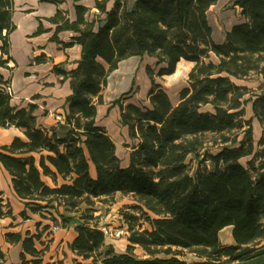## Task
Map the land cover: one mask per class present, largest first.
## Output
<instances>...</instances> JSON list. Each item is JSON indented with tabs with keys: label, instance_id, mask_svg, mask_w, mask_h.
<instances>
[{
	"label": "trees",
	"instance_id": "trees-1",
	"mask_svg": "<svg viewBox=\"0 0 264 264\" xmlns=\"http://www.w3.org/2000/svg\"><path fill=\"white\" fill-rule=\"evenodd\" d=\"M216 2L93 0L91 14L74 5V20L57 10L48 18L56 24L52 40L69 30L80 45L72 69L53 66L71 90L57 126H38L35 104L12 105V95L0 89V127L21 128L25 136L0 146V164L24 205L19 215L45 217V211L55 226L72 227L76 235L68 248L81 259L74 264H264V0H230L241 21L222 42L214 41L207 16ZM13 7V0H0L1 55H9ZM43 31L40 24L34 34ZM144 55L156 60L159 76L172 74L181 60L192 66L176 103L150 68L148 105L124 103L126 93L112 100L132 141L123 166L114 141L96 121L97 109L119 63ZM253 75L261 78V92L245 99L248 88L235 80ZM247 102L261 125L257 150L244 113ZM245 157L250 158L243 164ZM117 193L135 201L147 224L136 229V216L125 214L123 253L106 247L99 226L85 217L95 199L108 202ZM82 204L87 208L81 210ZM6 217L15 219L0 191V218ZM225 227H231L233 244L220 242ZM4 239L20 244L21 264H42L46 247L36 245L43 244L39 232H5ZM134 245L147 258L135 257ZM183 251L201 260L188 263L178 257Z\"/></svg>",
	"mask_w": 264,
	"mask_h": 264
},
{
	"label": "rangeland",
	"instance_id": "rangeland-1",
	"mask_svg": "<svg viewBox=\"0 0 264 264\" xmlns=\"http://www.w3.org/2000/svg\"><path fill=\"white\" fill-rule=\"evenodd\" d=\"M207 16L212 28V37L216 42L223 41L225 32L239 19L236 8H234L230 0H217L208 9ZM212 59L215 60V57L213 56ZM191 66L192 63L181 60L177 63L172 74L159 76L158 70L160 66L156 63V60L148 55H144L141 58L132 57L122 61L119 63L118 68L109 75L106 88L103 91V105L99 108V121L106 126L110 137L116 145V152L123 164L127 161L132 141L127 136L126 128L120 123L118 107L110 106L112 100L126 93L122 99L124 103L131 102L140 107L148 105L147 93L151 81L146 70L150 68L155 82L160 84L166 91L171 102L176 103L179 90L187 85V74ZM235 81L237 84L248 88L249 92L245 95V99L261 92V78L257 75ZM244 113L246 118L251 119L253 147L254 150H257L259 148L258 140L261 133V125L253 116L251 102H247L244 105ZM216 151L217 149H212L210 153H215ZM249 158H242L240 162L245 164ZM207 163L209 164V162ZM43 178L50 183L49 179ZM0 186L10 199L15 216L14 220L9 217L0 218V260L6 263L21 264L19 257L20 244L16 245L6 242L4 233L21 232L24 235L27 230L31 233L39 232L41 235L43 244L41 245L36 241V245L38 248L46 247L42 264H74L75 260H81L80 258H76L68 248V243L72 240L74 234L72 227L61 228L55 226L54 221L49 218V214L45 211V217L26 211L28 218L23 219L19 213L24 209V205L15 197L8 179L0 178ZM134 205L136 203L130 196L117 193L108 202L95 199L91 207L92 210L85 215L91 224H96L99 227H120L125 230L124 234L119 238H104L106 247L111 246L115 253L125 252L128 244L127 237L129 231L124 219L126 213L136 216L135 219H131V224L136 229L147 227L143 215L138 209L133 207ZM85 208H87L86 205L82 204L81 210ZM59 210L63 212L62 208H59ZM50 212H53L57 216L55 211ZM79 215L80 213H77L74 216ZM230 232L231 227H226L220 232L219 239L222 244L229 245L234 243ZM130 252L137 258H147L144 251L137 245H134ZM178 257L186 260L188 263L201 260L186 251H183ZM30 258L29 255H26V259Z\"/></svg>",
	"mask_w": 264,
	"mask_h": 264
},
{
	"label": "crops",
	"instance_id": "crops-1",
	"mask_svg": "<svg viewBox=\"0 0 264 264\" xmlns=\"http://www.w3.org/2000/svg\"><path fill=\"white\" fill-rule=\"evenodd\" d=\"M75 4L89 8L90 14L94 10L93 0H78L77 2L74 0H13L11 20L15 29L9 34V55H1L0 51V89H3L6 82L10 84L12 105L26 107L29 103L35 104L36 123L44 128L58 125L55 115L64 113L65 99L71 92L68 79L62 80V76L53 71V66L56 65L64 71H69L75 66V61L80 58V45L72 39L75 33L69 30L60 31L56 34L58 40H52L56 24L50 22L48 18L52 17L57 10H61L66 13L69 20H74ZM234 8L239 17L234 23L236 24L241 21V16L239 9ZM40 24L44 31L34 34ZM39 56L44 60L36 62L35 59ZM102 105L103 101L98 105L96 121L106 128L99 121V108ZM14 137L25 139L23 129L14 126L0 127V146L9 144ZM128 158L124 164L121 161L123 166L128 164ZM91 173H94L93 166H91ZM0 178L8 179L12 188L11 177L1 164ZM0 191L3 192L4 198L9 199L1 186ZM73 232L72 240L76 235L74 229Z\"/></svg>",
	"mask_w": 264,
	"mask_h": 264
},
{
	"label": "built area",
	"instance_id": "built-area-1",
	"mask_svg": "<svg viewBox=\"0 0 264 264\" xmlns=\"http://www.w3.org/2000/svg\"><path fill=\"white\" fill-rule=\"evenodd\" d=\"M3 90L5 92H7L8 94L12 95V88L10 86V84L8 83H5L4 86H3ZM62 114H56L55 115V119L56 121H62ZM101 232L103 233V236L104 238H119L121 237L125 230L123 228H120V227H115V228H112L110 226H100L99 227Z\"/></svg>",
	"mask_w": 264,
	"mask_h": 264
},
{
	"label": "bare ground",
	"instance_id": "bare-ground-1",
	"mask_svg": "<svg viewBox=\"0 0 264 264\" xmlns=\"http://www.w3.org/2000/svg\"><path fill=\"white\" fill-rule=\"evenodd\" d=\"M225 228H226V227H225ZM223 229H224V228H223ZM223 229H222V230H223ZM222 230H221V231H222ZM221 231H220V232H221ZM220 232H219V234H220ZM230 234H231V232H230ZM231 236H232V235H231Z\"/></svg>",
	"mask_w": 264,
	"mask_h": 264
}]
</instances>
